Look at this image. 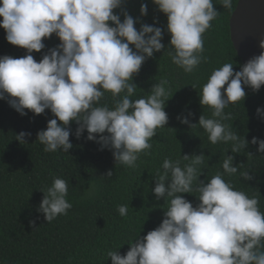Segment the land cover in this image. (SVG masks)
<instances>
[{
  "label": "clouds",
  "instance_id": "obj_1",
  "mask_svg": "<svg viewBox=\"0 0 264 264\" xmlns=\"http://www.w3.org/2000/svg\"><path fill=\"white\" fill-rule=\"evenodd\" d=\"M231 2L221 0L226 8L231 7ZM123 3L124 0H0V27L6 31V40L26 49V55L19 58L0 56V99H7L21 115H27L26 109L37 115L50 109L56 118L37 133L44 151L68 152L73 147L68 126L76 121L77 139L87 129V139L100 143V150L110 146L118 163L135 167L140 153L150 154L149 141L157 129L167 125L168 82L161 80L150 95L138 99H131L136 85L129 83L145 60L165 47L164 29L154 23L142 24L137 30V20L126 10L121 21L114 10ZM153 3L167 16L173 63L192 72L203 58V34L218 15L213 0ZM140 11L147 15V4H142ZM53 34L60 43L37 61L33 51L44 49V39ZM260 47L264 49V40ZM242 85L255 91L264 85V51L250 58L239 71H234L231 63L215 69L199 93L200 104L211 107L212 116L219 118L202 115L199 125L212 144L233 142V153L247 148L249 141L241 140L221 121L230 118L224 113L227 105L245 99ZM105 92H111L113 97L125 94L112 109L96 106ZM257 114L264 118V107H258ZM177 119L189 123L187 117ZM96 134H101L98 140ZM30 135L21 131L16 139L23 144L24 137ZM250 143L258 144L257 151L264 153V139L253 137ZM183 159L190 162L181 166L180 160L165 159L163 170L156 174L153 191L157 199L165 197L169 205L162 222L129 243L126 254L109 251L112 264H264V212L258 207V198L237 190L218 174L207 183L199 179V203L194 206L182 194L193 192L203 155L190 159L185 154ZM233 161L232 155L223 161V170L229 176L238 171ZM107 175L112 176V172ZM241 177L245 181L253 179L249 171L241 173ZM67 194V182L55 178L37 209L47 222L67 214L72 207ZM118 212L127 215V206L120 205Z\"/></svg>",
  "mask_w": 264,
  "mask_h": 264
},
{
  "label": "trees",
  "instance_id": "obj_2",
  "mask_svg": "<svg viewBox=\"0 0 264 264\" xmlns=\"http://www.w3.org/2000/svg\"><path fill=\"white\" fill-rule=\"evenodd\" d=\"M238 1L232 0L231 7L226 8L221 0H213L218 15L203 34L201 63L190 73L173 63L167 16L158 10L153 0H124L121 7L114 10L121 21L126 10L137 20V30L142 24L154 23L164 29L162 43L165 47L147 58L129 83L136 85L131 99H138L150 95L153 86L166 80L169 98L165 111L169 120L149 141L150 154L140 153L135 167L118 163L113 156L115 150L110 146L100 150V143L87 139V129L77 139L79 124L76 121L68 126L73 145L68 152L63 149L44 151L45 145L37 139V133L46 129L50 119L56 118L50 109L39 115L26 109L27 115H21L7 99H0V264H112L109 251L126 254L131 247L129 243L158 227L164 219L169 205L165 197L157 199L153 191L156 174L163 170L165 159L180 160L181 166L188 164L190 160L183 159L185 154L190 159L203 155L198 178L193 181V192L182 194L194 206L199 203V179L207 183L219 174L237 190L249 197L256 196L258 207L264 212V153L257 151L258 144L250 143L253 137L264 139V118L257 114V108L264 107V85L259 91L242 85L245 99L224 109L230 118L221 122L241 140L249 141L247 148H241L239 153L231 151L233 142L212 144L208 133L199 125L202 115L219 119L212 116L211 107L200 104L199 93L212 72L225 63L233 64L234 71H239L244 64L230 29ZM142 4L148 6L147 15L141 14ZM44 43V49L32 53L37 61L60 40L53 34L45 38ZM3 55L19 58L26 55V49L9 43L5 29L0 27V56ZM124 94L113 97L111 92H105L96 106L112 109ZM178 116L187 117L189 123H181ZM21 131L31 133L24 137L23 144L16 139ZM96 135L98 140L101 134ZM228 155L234 156L233 163L238 168L231 176L222 167ZM109 171L112 172L110 177ZM247 171L253 176L250 181L241 177V173ZM199 172H202L200 177ZM57 177L67 182L66 199L72 207L67 214L47 222L44 213L37 209ZM120 205L127 206V215L119 214Z\"/></svg>",
  "mask_w": 264,
  "mask_h": 264
},
{
  "label": "water",
  "instance_id": "obj_3",
  "mask_svg": "<svg viewBox=\"0 0 264 264\" xmlns=\"http://www.w3.org/2000/svg\"><path fill=\"white\" fill-rule=\"evenodd\" d=\"M232 41L246 63L264 51V0H239L230 19Z\"/></svg>",
  "mask_w": 264,
  "mask_h": 264
}]
</instances>
